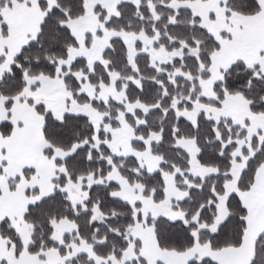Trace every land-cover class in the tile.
<instances>
[{"label": "snow or ice", "instance_id": "6c2138e0", "mask_svg": "<svg viewBox=\"0 0 264 264\" xmlns=\"http://www.w3.org/2000/svg\"><path fill=\"white\" fill-rule=\"evenodd\" d=\"M0 264H264V0H0Z\"/></svg>", "mask_w": 264, "mask_h": 264}]
</instances>
